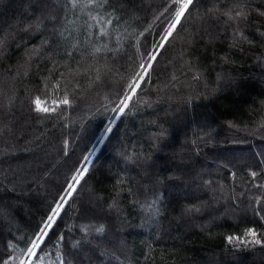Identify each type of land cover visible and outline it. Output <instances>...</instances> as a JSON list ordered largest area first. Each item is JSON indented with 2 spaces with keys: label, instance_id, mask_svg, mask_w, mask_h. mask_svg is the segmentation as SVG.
<instances>
[{
  "label": "trees",
  "instance_id": "1",
  "mask_svg": "<svg viewBox=\"0 0 264 264\" xmlns=\"http://www.w3.org/2000/svg\"><path fill=\"white\" fill-rule=\"evenodd\" d=\"M176 7L0 0V181L27 192L38 178L44 185L42 199L27 202L31 215L7 203L12 191L0 193L2 215L17 223L0 222V264L27 258L80 169L34 264H264V0H193L129 93ZM43 154L61 161L55 180L44 176L57 163L9 180ZM179 179L202 190L174 196ZM224 205L243 211L211 221Z\"/></svg>",
  "mask_w": 264,
  "mask_h": 264
},
{
  "label": "snow or ice",
  "instance_id": "2",
  "mask_svg": "<svg viewBox=\"0 0 264 264\" xmlns=\"http://www.w3.org/2000/svg\"><path fill=\"white\" fill-rule=\"evenodd\" d=\"M72 3L73 6H75L77 0H72ZM173 3L178 5V7L174 9V18L168 23V27L166 28L164 35L161 38V43L157 45L156 50H153L150 54H148V62L140 66L142 71L137 73L136 81H134L133 84L129 86V93L133 92L140 80L145 79L143 70L151 68L152 63L156 60L157 51L163 47L164 42H166L172 35L173 30H175L176 26L185 16V13L192 5L193 0H173ZM226 14L229 16V19H232L230 13ZM237 16L243 17L245 16V13L243 12V10L238 11ZM0 44H2V41H0ZM131 100L132 95L125 94L114 111H118L122 114L128 107ZM64 103H69L67 98H65ZM38 104L39 102L37 101V105ZM38 110L44 112L48 111V109L39 108ZM85 171L86 169H80L70 178V181L66 183L65 190L63 191L62 195L58 196L57 201L54 202L50 207L48 215L45 217L44 221H42L41 226L38 228L37 232L33 234L32 239L29 241L30 246L27 247L25 251L27 259H20L19 257L14 258L16 260H19V264H34L33 258H35V260L37 261L40 259V257L37 255V249L41 248V243L47 238L49 232L54 228L56 221L60 219L61 214L64 212L67 206V201L75 195L77 187L79 186L81 178L83 177ZM252 175L255 176V173L253 172ZM97 231H103L102 226L98 228ZM249 234L253 237L256 236V233L253 230H249ZM60 238L62 239V237ZM232 239V237H229V241H231ZM254 242L259 244L260 240L256 239L254 240ZM6 264H9V262H6Z\"/></svg>",
  "mask_w": 264,
  "mask_h": 264
},
{
  "label": "rangeland",
  "instance_id": "3",
  "mask_svg": "<svg viewBox=\"0 0 264 264\" xmlns=\"http://www.w3.org/2000/svg\"><path fill=\"white\" fill-rule=\"evenodd\" d=\"M40 107H41V105H39ZM160 154L162 153H166L165 151H161V152H159ZM244 153V152H243ZM242 153V154H243ZM224 154H226V153H224ZM231 154V155H230ZM242 154H240V153H236V152H232V153H229L228 155L229 156H233V157H235V158H237V159H239V158H242ZM246 154V156H248V152L247 153H245ZM46 155V156H45ZM50 154H43L42 155V157L40 158L41 160L39 161L40 163H35V165L34 166H31V169L29 168L28 169V167H27V172H26V174L24 173V172H19V173H14V174H12V175H9L10 177H9V180L12 182V183H14V181L16 180H19V179H25V178H31L30 176H27V175H29L30 174V172L32 173V172H34L35 171V169H36V167H42L44 164H45V167L47 166V169L46 170H49L50 168H52L56 163H57V165H56V167H54L53 168V170L51 171L52 173L50 174V175H45L44 176V179L45 178H47V179H51V180H55V175H56V173H58V165H60V163H61V161L58 159V157L57 156H55L54 157V161L51 163L50 162V157H51V155L49 156ZM37 159H39V158H37ZM165 166H167V168H169V169H171V170H173L172 168V166L170 165L169 166V163H166V164H164ZM164 165H162L161 164V166H160V164L157 162V164H156V166H159L158 168H162V166H164ZM51 166V167H50ZM141 175V174H140ZM141 176H144V175H141ZM25 177V178H24ZM10 182V183H11ZM178 183H179V185L178 186H175L174 188H172L171 190H170V193L172 194V195H174V196H178V197H181V198H184V197H188V196H190V195H192V194H194V193H196L197 192V190H202V187L201 186H197V188L195 187H192L191 185H192V183L191 182H189V181H186V180H178ZM31 184L32 185H36L32 190H31V192H27V191H24V190H22V189H20V190H16V188H12L11 186H9L8 184H6V183H3V182H1L0 181V193H4L5 194V191L8 189V190H10V191H12L13 193H14V195H15V198H16V200L15 201H13V203H9L8 201H7V203L13 208V209H17L18 207H21V208H23L24 209V211H25V213L27 214V215H31L33 212V210L32 209H29V206H28V204H27V202H29V201H31V200H34V199H42V197H43V195H44V193H38L37 191H36V189H38V188H40V189H43V186L44 185H42L43 183H42V181H40L39 180V178L37 179V180H34L33 182H31ZM99 200L98 201H96V204L98 205V207L100 208V204H99ZM3 203L5 204L6 203V201H3ZM6 203V204H7ZM92 206V208H94L98 213H102L100 210L98 211L97 209H96V205H94V204H92L91 205ZM148 207L147 206H144V208H142L143 210H148L147 209ZM217 211H219V213L217 214V216L216 215H214V216H211V221H216L217 219H219L220 217H230L231 215H240V213H241V211H243V209H230V208H228V206H226V205H224V207L222 208V209H216ZM3 214V211H1L0 210V222L1 223H6V224H11V226L12 227H15V225H13L12 224V222L11 221H13L14 220V222L16 223V220L14 219V218H12V216H10V215H7L8 216V218H9V220L4 216V215H2ZM25 214V217H26V219H28V216ZM185 214H187V213H184V215ZM184 215H183V218H184ZM189 219H190V217H189ZM180 223V222H179ZM192 224H193V222H192ZM16 226H17V223H16ZM120 229V232H124V231H126V229H124V228H119ZM170 229H172V228H170ZM174 229V228H173ZM165 231L168 233V234H170V232H171V230H169V229H165ZM189 231V230H188ZM131 232H134L133 230L131 231ZM24 259H27V258H24ZM253 263V262H255L256 264L257 263H259L258 262V260H256V258L255 259H249V260H247L246 261V264H248V263ZM237 264H244V262H238Z\"/></svg>",
  "mask_w": 264,
  "mask_h": 264
}]
</instances>
